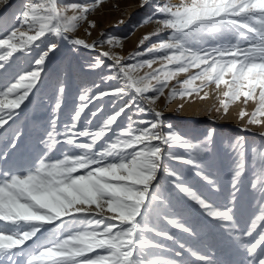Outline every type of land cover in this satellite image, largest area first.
Returning a JSON list of instances; mask_svg holds the SVG:
<instances>
[{"label": "snow or ice", "instance_id": "obj_1", "mask_svg": "<svg viewBox=\"0 0 264 264\" xmlns=\"http://www.w3.org/2000/svg\"><path fill=\"white\" fill-rule=\"evenodd\" d=\"M8 2L0 0V5ZM102 3L25 0L0 25V77L6 81L0 87V130L11 133L0 152V264H220L169 230L197 235L173 203V193L190 202L240 257L234 264H264V143L251 146L250 160L245 137L228 145L231 191L218 201L213 199L217 181L200 162L213 146L215 129L192 142L166 124L162 112L142 106H154L166 89L169 102L193 95L204 100L206 89L214 86L224 113L237 102L253 101L255 110H241L239 116H247L248 125L264 124V0H140L139 7L150 9L142 23L158 25L140 45L153 37L155 42L127 57L102 51L87 64L91 71L107 69L101 83H116L94 85L98 90L92 95L81 90L63 124L59 113L65 85L60 82L43 151L25 167L10 164L22 136L12 124L40 91L59 42L90 52L105 43L120 46L122 38L89 43L70 35L84 23L96 27L89 14ZM29 57V68L18 66L20 58ZM145 67L150 71L141 75ZM181 73L189 75L169 88ZM108 104L111 112H106ZM147 115L155 119L142 118ZM259 135L264 138V131ZM172 163L188 165L209 195L188 185ZM249 167L258 209L241 223L237 199Z\"/></svg>", "mask_w": 264, "mask_h": 264}, {"label": "rangeland", "instance_id": "obj_2", "mask_svg": "<svg viewBox=\"0 0 264 264\" xmlns=\"http://www.w3.org/2000/svg\"><path fill=\"white\" fill-rule=\"evenodd\" d=\"M65 2H72V0H65ZM172 2L178 3L179 0H172ZM24 3L25 0H9L6 6L0 5V25L6 23L11 15L18 12ZM139 3L140 0H103V3L89 14V19L95 21L96 27L89 29L87 23H84L75 33L70 34L74 38L85 39L89 43L108 37L122 38L120 46L112 47L105 43L99 46L96 51L90 52L82 48L73 50L68 42H59L58 49L50 55L45 72L42 74V83L38 85L40 91L30 96V102H26V107L22 106L19 115L15 118V123L12 124L13 128L18 127L21 130L22 136L17 149L15 151L9 150L12 151L11 165L20 168L32 164L43 151L42 139L48 128V121L51 118L52 107L56 100L55 89L60 82L65 85L62 108L59 113L60 123L63 124L69 119V114L76 107L77 96L81 90L87 89L92 95L98 90L94 85L99 84L100 88H107L116 83L115 81H110L107 84L101 83V76L108 74L107 69L105 68L103 72L100 69L91 71L87 68V64L99 57L102 51L127 57L129 54L150 46L151 42H155L156 38L153 37L151 42L145 41L144 45H140L142 38L155 31L158 25L155 22L142 23L144 18L150 14V9L139 7ZM30 60L31 57L20 58L18 66L29 68L31 66ZM105 62L110 63L106 58ZM153 67H159V64H155ZM146 71H150V69L145 67L140 74L143 75ZM188 75L189 73L179 74L176 79L169 82V88L176 85L177 80L186 79ZM5 82V79L0 77V87H3ZM206 90L209 92V97L204 100L193 95L191 98L177 97L169 102L166 99L168 93V89H166L165 95L161 96L154 106H142L154 107L155 110L162 112L164 122L171 124L174 130L192 142L202 140L209 128L215 129L213 146L210 151L202 154L200 162L205 172L217 181L219 192L213 199L224 201L231 191L232 160L228 145L238 136L245 137L249 146L248 157L250 160L251 146L264 143V138L259 135L261 131H264V124L248 125V117L241 119L239 116L241 110L251 114L255 110V102L249 101L246 105L242 101L237 102L230 105L228 112L224 113L219 105L218 93L214 90V86ZM111 111L112 106L106 105V112ZM136 118L134 117V119ZM142 118L146 120L155 119L152 115ZM121 122L126 124L127 119L123 118ZM83 123L82 120L81 124L83 125ZM242 127L251 128L252 131H241ZM10 138V132L6 134L0 130V152L6 148ZM174 151L186 155L182 149L176 148ZM56 155H59V151ZM172 166L181 172L186 183L194 190L203 193L206 197L209 195L204 186L205 182L197 177L194 171H189L188 165L172 163ZM160 175L162 177L163 172ZM250 180L251 168L249 167L237 199L241 223L249 222L258 209L255 203V194L250 188ZM171 198L173 203L183 210L185 222L196 230L197 235L189 237L188 234L170 227L171 232L175 233L182 241H186L193 249L212 255L213 259L219 261L220 264H234L240 259L227 247L215 230L207 225L204 217L190 202L178 200L174 193Z\"/></svg>", "mask_w": 264, "mask_h": 264}]
</instances>
